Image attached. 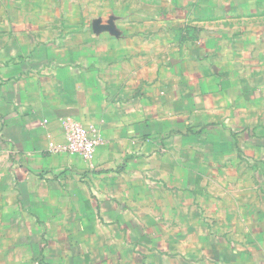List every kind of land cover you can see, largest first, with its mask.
Masks as SVG:
<instances>
[{"label": "crops", "instance_id": "1", "mask_svg": "<svg viewBox=\"0 0 264 264\" xmlns=\"http://www.w3.org/2000/svg\"><path fill=\"white\" fill-rule=\"evenodd\" d=\"M65 116L101 131L93 161L49 151ZM263 131L264 0H0V193L29 214L35 263L254 252L256 232H204L234 222L200 216L256 192L240 149L261 164Z\"/></svg>", "mask_w": 264, "mask_h": 264}, {"label": "rangeland", "instance_id": "2", "mask_svg": "<svg viewBox=\"0 0 264 264\" xmlns=\"http://www.w3.org/2000/svg\"><path fill=\"white\" fill-rule=\"evenodd\" d=\"M240 152L246 156V163L241 162L245 166L246 175L240 177L239 183L252 186L255 184L256 192L252 193V191L246 190L245 203L238 199L234 202L235 194L230 192L226 198L227 200L224 201L223 199L221 203L229 202L233 207L219 208V214L215 213L217 210L214 209H202L200 218L203 222H206L209 216H218L219 221L225 224L220 218L227 215L230 217V222H234L231 226L204 224L201 227H204V232L217 230L221 232L227 231L235 235L256 232L255 234L259 237L254 242L256 246L254 252L248 251V247H245L248 244L246 241L243 243L245 245L241 247L238 244L241 245L242 242L235 243V246L232 247L219 242L215 251L222 256L220 259L221 264H264V161L260 164L259 160L254 159L252 154L259 156V153L253 147H245L244 149H240ZM7 162L4 164H7ZM227 179L231 184L235 183L231 178ZM221 186L220 183V185L209 186V188L221 191ZM258 187H261V194H257L260 191H258ZM16 197L18 196L12 189L7 188L5 192L2 191L0 193V264H38L33 261L34 258H30V253H28V250H30L28 246L29 241L25 242V237H27L29 230L33 228V223L30 221L29 214L20 208V200ZM259 199L262 200V210H258L254 206V204L257 206L260 204ZM206 204L209 206L208 201H206ZM206 210H209V216H206ZM200 244H203V242H199ZM249 244L253 246L251 242Z\"/></svg>", "mask_w": 264, "mask_h": 264}, {"label": "built area", "instance_id": "3", "mask_svg": "<svg viewBox=\"0 0 264 264\" xmlns=\"http://www.w3.org/2000/svg\"><path fill=\"white\" fill-rule=\"evenodd\" d=\"M45 118L41 125L49 123ZM59 128L62 132V140H51L49 151L54 153L79 154L87 161H93L96 150L103 140L99 128L93 125L83 124L72 116H65L58 119Z\"/></svg>", "mask_w": 264, "mask_h": 264}]
</instances>
